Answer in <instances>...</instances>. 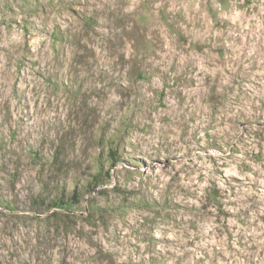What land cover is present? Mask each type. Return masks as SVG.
<instances>
[{"label": "rangeland", "instance_id": "obj_1", "mask_svg": "<svg viewBox=\"0 0 264 264\" xmlns=\"http://www.w3.org/2000/svg\"><path fill=\"white\" fill-rule=\"evenodd\" d=\"M0 264H264V0H0Z\"/></svg>", "mask_w": 264, "mask_h": 264}, {"label": "trees", "instance_id": "obj_2", "mask_svg": "<svg viewBox=\"0 0 264 264\" xmlns=\"http://www.w3.org/2000/svg\"><path fill=\"white\" fill-rule=\"evenodd\" d=\"M74 198V196H71V199H73Z\"/></svg>", "mask_w": 264, "mask_h": 264}]
</instances>
